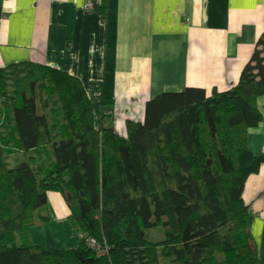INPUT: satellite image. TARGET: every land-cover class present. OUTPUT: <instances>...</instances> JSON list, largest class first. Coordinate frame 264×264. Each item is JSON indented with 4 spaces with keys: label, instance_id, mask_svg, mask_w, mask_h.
<instances>
[{
    "label": "trees",
    "instance_id": "obj_1",
    "mask_svg": "<svg viewBox=\"0 0 264 264\" xmlns=\"http://www.w3.org/2000/svg\"><path fill=\"white\" fill-rule=\"evenodd\" d=\"M263 95L264 34L229 90L161 93L125 136L103 124L112 100L96 113L76 77L32 62L0 69V264H260L242 190L262 162L247 133ZM14 153L25 159L9 167ZM49 192L66 204L75 249L30 242L49 221Z\"/></svg>",
    "mask_w": 264,
    "mask_h": 264
},
{
    "label": "crops",
    "instance_id": "obj_2",
    "mask_svg": "<svg viewBox=\"0 0 264 264\" xmlns=\"http://www.w3.org/2000/svg\"><path fill=\"white\" fill-rule=\"evenodd\" d=\"M85 1L0 0V69L32 62L60 70L80 81L93 107L112 99L110 109L122 115L140 106L128 105L129 92L141 91L146 103L187 87L229 90L264 34V0H91L94 11L84 12ZM256 106L262 121L248 130L247 147L262 162L246 178L242 199L264 264V95ZM112 127L125 135L124 120L115 117ZM55 196L47 194L49 221L30 229V242L74 249L78 236Z\"/></svg>",
    "mask_w": 264,
    "mask_h": 264
},
{
    "label": "rangeland",
    "instance_id": "obj_3",
    "mask_svg": "<svg viewBox=\"0 0 264 264\" xmlns=\"http://www.w3.org/2000/svg\"><path fill=\"white\" fill-rule=\"evenodd\" d=\"M85 3V2H84ZM84 5V4H83ZM94 9H95V7H94ZM82 10L84 11V12H91V11H89V10H85L84 9V7L82 8ZM92 11H94V10H92ZM136 92V93H135ZM135 92H129L127 95H126V100H127V103H128V105L129 104H139L140 106H136V105H130V106H128L127 108H128V112H125L124 114H120V115H118L116 112H114V111H112L111 109H110V107L112 106V105H110V106H106V107H104V108H102V111H103V116H105L106 118H105V120H103V121H105V122H103V124H104V126H109V127H112V122H113V119L115 118V117H119L121 120H124V127H125V123H126V121H133V122H135L134 120L135 119H137V117H142V115H141V111H143L144 112V104H145V98H144V95L142 96V93H141V91L139 92V95H138V92L137 91H135ZM104 98V97H103ZM105 99H108V98H105ZM110 100H112V99H110ZM112 103H113V101H112ZM141 108V109H140ZM143 109V110H142ZM94 110H95V112L97 113V111L99 110V105L98 106H95L94 107ZM139 123V122H138ZM96 125H97V123H96ZM117 126H116V128L117 129H120V131H122V125H121V123H118V124H116ZM113 128V127H112ZM115 132V131H114ZM116 133V132H115ZM125 133H126V127H125ZM117 134V133H116ZM118 135V134H117ZM120 136V135H119ZM125 136V135H124ZM25 159V158H24ZM23 159V157L22 156H18L17 155V153H14V154H12L9 158H8V160H7V163H8V166L9 167H14L18 162H21L22 160H24ZM40 163V161H36V164H39ZM50 193V192H49ZM48 193V194H49ZM53 194V193H52ZM56 195V196H55ZM54 196L55 197H59L60 198V200H62V202H64L63 201V199H62V197H61V195L60 194H58V193H54ZM49 197V196H48ZM48 204H49V202H48ZM64 204H65V202H64ZM65 206H66V204H65ZM62 211V209H59V211H57L58 213L59 212H61ZM250 211V210H249ZM67 219V218H66ZM70 224V223H69ZM71 226V225H70ZM71 228H72V226H71ZM73 229V228H72ZM73 231H74V233L78 236V244H79V240H80V236H79V234L78 233H76L75 232V230L73 229ZM151 236H153V237H158V236H160V230L159 229H156L155 231H153L152 233H151ZM90 242H91V240L89 241V245H90ZM78 246V245H77ZM90 248H92V250L94 249L97 253H98V249H95L94 248V246H91L90 245ZM75 249V248H74ZM101 256V255H100Z\"/></svg>",
    "mask_w": 264,
    "mask_h": 264
},
{
    "label": "built area",
    "instance_id": "obj_4",
    "mask_svg": "<svg viewBox=\"0 0 264 264\" xmlns=\"http://www.w3.org/2000/svg\"><path fill=\"white\" fill-rule=\"evenodd\" d=\"M83 7L85 10L92 11V10H94L95 3L91 0H86L84 5L82 6V8ZM88 245H89V243H88ZM90 245L94 246L95 249H98V246L96 245L95 241L91 240ZM90 245H89V247H90ZM98 252H99V249H98Z\"/></svg>",
    "mask_w": 264,
    "mask_h": 264
}]
</instances>
